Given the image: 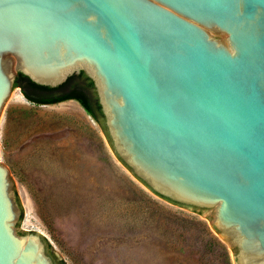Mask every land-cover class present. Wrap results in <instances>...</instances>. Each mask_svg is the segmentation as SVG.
I'll list each match as a JSON object with an SVG mask.
<instances>
[{
  "label": "water",
  "instance_id": "obj_1",
  "mask_svg": "<svg viewBox=\"0 0 264 264\" xmlns=\"http://www.w3.org/2000/svg\"><path fill=\"white\" fill-rule=\"evenodd\" d=\"M82 71L133 174L264 264V0H0V118L20 72ZM23 213L0 159V264H57Z\"/></svg>",
  "mask_w": 264,
  "mask_h": 264
},
{
  "label": "rangeland",
  "instance_id": "obj_2",
  "mask_svg": "<svg viewBox=\"0 0 264 264\" xmlns=\"http://www.w3.org/2000/svg\"><path fill=\"white\" fill-rule=\"evenodd\" d=\"M0 159L22 195L18 228L39 233L67 264H236L212 209L154 193L75 99L41 104L15 87L0 118ZM205 224L227 249L210 245Z\"/></svg>",
  "mask_w": 264,
  "mask_h": 264
},
{
  "label": "trees",
  "instance_id": "obj_3",
  "mask_svg": "<svg viewBox=\"0 0 264 264\" xmlns=\"http://www.w3.org/2000/svg\"><path fill=\"white\" fill-rule=\"evenodd\" d=\"M17 86L21 87L24 95L29 100L36 103L48 104L57 103L69 99L77 100L98 121V123H100L108 138L111 140L105 123V116L102 111V106L99 102V98L96 92L94 81L84 71L79 74L71 75L66 82L56 87L39 84L32 80L26 74L20 72L15 82V87ZM60 89H65V91L61 94H55ZM48 93H51V95H48ZM203 223L205 222L203 221ZM205 226H207V231L209 233L207 231L206 232L209 235L211 234V236L213 237L210 245L214 246V243H217L221 246V248L227 249L226 244L221 241L210 228H208V225L205 224ZM50 247H52V244H50ZM52 254L56 259L57 264H67L65 259L57 258L54 252H52Z\"/></svg>",
  "mask_w": 264,
  "mask_h": 264
},
{
  "label": "flooded vegetation",
  "instance_id": "obj_4",
  "mask_svg": "<svg viewBox=\"0 0 264 264\" xmlns=\"http://www.w3.org/2000/svg\"><path fill=\"white\" fill-rule=\"evenodd\" d=\"M65 91V89H60V90H58L55 94H61V93H63ZM51 95V93H48V95Z\"/></svg>",
  "mask_w": 264,
  "mask_h": 264
}]
</instances>
